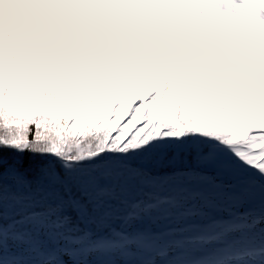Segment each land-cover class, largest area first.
Returning a JSON list of instances; mask_svg holds the SVG:
<instances>
[{
  "label": "snow or ice",
  "instance_id": "1",
  "mask_svg": "<svg viewBox=\"0 0 264 264\" xmlns=\"http://www.w3.org/2000/svg\"><path fill=\"white\" fill-rule=\"evenodd\" d=\"M0 264H264V0H0Z\"/></svg>",
  "mask_w": 264,
  "mask_h": 264
},
{
  "label": "rangeland",
  "instance_id": "2",
  "mask_svg": "<svg viewBox=\"0 0 264 264\" xmlns=\"http://www.w3.org/2000/svg\"><path fill=\"white\" fill-rule=\"evenodd\" d=\"M139 13H144V17H143V19H148V18H150L151 16H153V15H158V16H162V15H164V14H162V13H150V12H139ZM138 14V13H137ZM142 19V20H143ZM132 22L133 23H137V22H135L134 20H132ZM199 21H193V23H198ZM206 22V24L208 23L207 21H205ZM85 23V21H81V25H83ZM87 23H93V24H95L96 23V21H87ZM221 30H224L225 32H226V34L224 35V34H222L221 33V35L218 37L219 39H225L226 37H227V35H228V29L227 28H221ZM220 30V31H221ZM61 31H63V29H61ZM59 37H57V39H58ZM237 51L238 52H242V51H244V49H237Z\"/></svg>",
  "mask_w": 264,
  "mask_h": 264
},
{
  "label": "trees",
  "instance_id": "3",
  "mask_svg": "<svg viewBox=\"0 0 264 264\" xmlns=\"http://www.w3.org/2000/svg\"><path fill=\"white\" fill-rule=\"evenodd\" d=\"M25 159H26V160H27V159H32L31 154L26 153V154H25ZM35 159L39 160V159H43V158H42V157H36Z\"/></svg>",
  "mask_w": 264,
  "mask_h": 264
}]
</instances>
